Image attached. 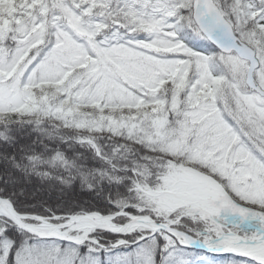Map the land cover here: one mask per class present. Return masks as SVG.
<instances>
[{"label":"snow or ice","instance_id":"obj_1","mask_svg":"<svg viewBox=\"0 0 264 264\" xmlns=\"http://www.w3.org/2000/svg\"><path fill=\"white\" fill-rule=\"evenodd\" d=\"M0 264H264V0H0Z\"/></svg>","mask_w":264,"mask_h":264},{"label":"trees","instance_id":"obj_2","mask_svg":"<svg viewBox=\"0 0 264 264\" xmlns=\"http://www.w3.org/2000/svg\"><path fill=\"white\" fill-rule=\"evenodd\" d=\"M74 195H75L78 199H80V200H87V199H88L87 194H85V193H80L79 190H77V192L74 193Z\"/></svg>","mask_w":264,"mask_h":264}]
</instances>
